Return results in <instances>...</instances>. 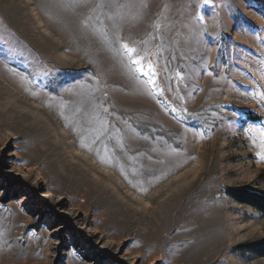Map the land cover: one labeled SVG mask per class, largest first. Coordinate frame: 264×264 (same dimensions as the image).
Instances as JSON below:
<instances>
[{
	"label": "rangeland",
	"instance_id": "374dc122",
	"mask_svg": "<svg viewBox=\"0 0 264 264\" xmlns=\"http://www.w3.org/2000/svg\"><path fill=\"white\" fill-rule=\"evenodd\" d=\"M228 189L264 196V0H0V264H264Z\"/></svg>",
	"mask_w": 264,
	"mask_h": 264
},
{
	"label": "trees",
	"instance_id": "16d2710c",
	"mask_svg": "<svg viewBox=\"0 0 264 264\" xmlns=\"http://www.w3.org/2000/svg\"><path fill=\"white\" fill-rule=\"evenodd\" d=\"M248 117L254 121L259 120L258 118L252 117L251 115H249ZM225 193L227 197L232 199L234 202L240 205L249 206L255 209L256 211H258L262 216H264V196H258L244 190H232V189L226 190ZM37 205L41 208H45L47 206L45 205L44 201H40V200L37 201ZM248 251L251 253H259L258 250L254 249L253 247L249 248Z\"/></svg>",
	"mask_w": 264,
	"mask_h": 264
},
{
	"label": "snow or ice",
	"instance_id": "6c2138e0",
	"mask_svg": "<svg viewBox=\"0 0 264 264\" xmlns=\"http://www.w3.org/2000/svg\"><path fill=\"white\" fill-rule=\"evenodd\" d=\"M124 48H125L127 53L136 54L135 50L132 49V48H129L127 45H124ZM142 60H143V57L138 58V59H132V64L133 65H141L142 64ZM137 71L141 72V74L145 75V76H148L149 72H151L152 74H155L153 65L151 63L148 64V71H144L143 68H138Z\"/></svg>",
	"mask_w": 264,
	"mask_h": 264
}]
</instances>
